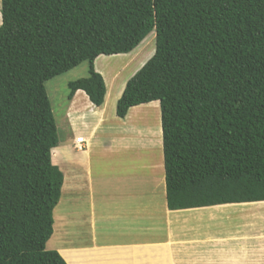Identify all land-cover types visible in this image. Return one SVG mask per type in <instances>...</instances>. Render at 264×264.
Masks as SVG:
<instances>
[{
    "label": "trees",
    "instance_id": "1",
    "mask_svg": "<svg viewBox=\"0 0 264 264\" xmlns=\"http://www.w3.org/2000/svg\"><path fill=\"white\" fill-rule=\"evenodd\" d=\"M0 264H68L45 244L63 173L45 82L100 106L99 55L153 54L125 82L116 114L159 101L170 210L264 200V0H1Z\"/></svg>",
    "mask_w": 264,
    "mask_h": 264
},
{
    "label": "crops",
    "instance_id": "2",
    "mask_svg": "<svg viewBox=\"0 0 264 264\" xmlns=\"http://www.w3.org/2000/svg\"><path fill=\"white\" fill-rule=\"evenodd\" d=\"M120 94L121 91L117 98ZM100 112L102 116L103 111ZM98 122L101 117L92 126L91 135ZM130 127L127 133H140L139 128ZM146 131L150 132L151 127H146ZM160 133L162 141L161 123ZM115 136L117 143L124 138L120 134ZM115 136L105 146L112 141L114 145ZM75 137L71 140L74 148ZM83 137L85 147L77 149L86 153L90 141L89 137ZM62 147L61 154H69L70 144ZM71 160L75 163L76 159ZM77 160L75 166L71 165L73 170L63 171L55 208L54 229L57 225L67 228L63 230V237L57 236V239L55 234V241L48 244L68 264H143L147 257H151L152 264H264V200L217 204L222 206L216 208L170 210L166 203L164 172L158 183L162 185L161 200L153 203V190L147 194L139 191L138 173L102 175L100 170H91L88 159ZM123 180H132V186ZM137 194L138 198L133 200ZM194 211L198 213L191 214ZM82 227H86L87 237L79 242ZM68 235L73 236L71 243Z\"/></svg>",
    "mask_w": 264,
    "mask_h": 264
},
{
    "label": "rangeland",
    "instance_id": "3",
    "mask_svg": "<svg viewBox=\"0 0 264 264\" xmlns=\"http://www.w3.org/2000/svg\"><path fill=\"white\" fill-rule=\"evenodd\" d=\"M0 8H1V0H0ZM0 23H1V12H0ZM152 34L153 37H148ZM154 36H155V32L154 30H152L140 43L139 45L140 47L138 46V48L135 49V52H133L131 55L127 57L126 55L123 56L121 55L122 53H120L118 54V56L111 54L108 58H105L104 56L107 55L104 54L103 57L99 55V57L97 56L95 58L94 68L96 66V62H100V61L104 62L109 59L107 62L108 65L110 64L109 67L107 65V67L105 68L106 71L105 73L103 72L101 73L100 71L97 70L98 72H100L104 80V84L106 87L105 97L107 96V92H108L107 89H109V97L107 98V100L105 98L106 103L104 109L102 110L103 111L102 116L100 115L101 110L98 109L97 106H95L92 103L93 106L90 107V105L87 104L88 100L87 98L85 99L86 96H84V94L81 95L80 93L76 92L71 100L67 99V95L69 91L68 83L78 78L87 76L88 67H89L87 61H82L73 68L61 74H58L48 79L45 82L46 92L50 100V104L52 107V111L54 114L56 127H57V136H58L57 148H58L59 158H57L55 164L62 171V173L64 174L63 171L70 172V169L73 170L71 165L75 166L76 165L75 163L78 161L77 159H82V160L88 159L91 170L94 172L96 170H100L99 174L102 175L114 174L121 176L125 174L126 171H131L136 174L138 173V177L140 178L141 181H139L137 187L139 191H141V193L144 192L146 194L148 192H151V190H153V194L151 195L152 196L151 200H153V203L157 202L158 200H161L162 185L161 184L159 185L158 183L161 182L160 176H162L164 172L163 162L161 161L162 160L161 156L163 155V151L161 149L162 141L160 140L161 133L159 134L158 131L156 132V130L158 129L160 131L159 102L153 101L151 102V104L147 103V104H139L138 106H133L128 109L124 117L119 118L115 110V106H116L115 99L118 97L120 91L121 92L123 91L125 82L153 54L155 50ZM113 57H115L114 60ZM110 61L112 63H110ZM112 78H113V82L111 84V88H108L110 87L108 86L109 81ZM92 110H94V112ZM147 111H150L151 113L148 114ZM155 111L157 112V115ZM142 113H144V115ZM99 117H101V122L99 123L100 125L96 127V129L91 135L90 131L92 129V126L96 123V120L99 119ZM155 118L159 123V128H154V126H152L155 124ZM130 125L132 127L135 126V128L136 127L139 128L140 133L136 134L137 132L135 131H130L127 133L126 130L129 129ZM146 127L149 128L151 127V131L150 132L146 131ZM58 132H60V134H58ZM79 134L85 137H89L90 145L88 146V151L86 153H81L78 151L77 148L72 147L71 140L77 135L80 136ZM119 134L122 137L127 136L130 138L129 140H121L120 143L115 142L114 145L117 146V149L114 147V149L112 150L111 148L112 145L105 146L106 142L109 141V138ZM140 135L142 137V140L140 138ZM138 136L139 138H137ZM153 137H157V138L153 139ZM67 144H70V147L73 150L69 147L70 148L69 154L67 153L62 155L60 150L63 148L62 147L63 145H67ZM85 144H83V147H85ZM154 149L155 150L158 149L159 151L161 150L160 154L158 155V156L161 155L160 156L161 158L157 156L160 163L158 160H157L158 163L154 160L156 159L155 152L157 151V150L154 151ZM112 151H116L115 154ZM152 154H155L153 159H152L153 157ZM72 158L76 159L75 163H72L71 160ZM80 168L84 170L83 167ZM77 169L79 170V167ZM157 177L159 179H157ZM123 181L126 185L132 186L131 183L132 180L130 182L125 180ZM138 196H139L138 194L137 196H133V200H136ZM149 198L147 200H149ZM194 213H198V212L194 211L191 214ZM54 216H55V208L52 211L53 223H54ZM65 228L67 227L62 225L60 227L59 225H57V229H56L57 236L63 237L62 234ZM79 230L81 231V236L78 235L80 238L79 242H84V240L87 237L86 227H82ZM55 234L56 233L53 227V232L50 238L52 239V236ZM68 239L71 243L73 240V236L68 235ZM49 240L45 244L46 249H55V248H50V246L48 245ZM150 258L149 257L145 258L143 264L146 263L152 264L151 262L152 260Z\"/></svg>",
    "mask_w": 264,
    "mask_h": 264
},
{
    "label": "bare ground",
    "instance_id": "4",
    "mask_svg": "<svg viewBox=\"0 0 264 264\" xmlns=\"http://www.w3.org/2000/svg\"><path fill=\"white\" fill-rule=\"evenodd\" d=\"M148 37H153V34L150 35V36H148ZM154 37H155V36H154ZM143 40H144V39H143ZM143 40H142V41H143ZM145 40H146V39H145ZM142 41H141V42H142ZM141 42H140V43H141ZM140 43H139V44H138V45H137V46H136L131 52H129V53H124V54H121V55H123V56L126 55V57L129 56V55H131L133 52H135V49L138 48V46L140 45ZM139 47H140V46H139ZM114 55H117V56H118V54H114ZM100 56L103 57V54L100 55ZM109 56H110V55H107V56H104V57H105V58H108ZM119 56H120V55H119ZM123 56H122V57H123ZM98 57H99V56H98ZM101 57H100V58H101ZM115 57H116V56H115ZM115 57H113V60H114ZM118 58H119V57H118ZM116 59H117V58H116ZM104 60H106V59H104ZM108 60H109V59H108ZM108 60H107V61H108ZM113 60H112V62H113ZM118 60H119V59H118ZM107 61H104V62H103V61L96 62V66H95L96 69H95V70H96V71L98 70V71H100L101 73H102V72L105 73V72H106V71H105V68H106L107 65H108V62H107ZM112 62L110 61V63H112ZM120 63H121V62H120ZM120 63H119V64H120ZM116 64H117V63H116ZM109 66H110V64L108 65V67H109ZM111 69H112V68H111ZM98 71H97V72H98ZM100 72H99V73H100ZM112 77H113V76H112ZM113 78H114V77H113ZM113 78L110 79L109 84H108V86H110V87H108V88H111V84H112V82H113ZM107 90H108V92H107V96L105 97L106 100H107V98L109 97V89H107ZM69 92H70V91H69ZM76 92H78V93H80L81 95H83V92L80 91V90H77ZM76 92H75V93H76ZM68 95H70V94H68ZM68 95H67V96H68ZM105 95H106V94H105ZM82 97H83V96H82ZM85 99H86V97H85ZM72 102H73V101H72ZM152 102H153V101H152ZM105 103H106V102H105V99H104V103H103V105L101 106V110L104 109ZM148 103L151 104V102H148ZM87 104L90 105V107L93 106L92 103H90V101H89V102L87 101ZM144 104H147V103H144ZM148 105H149V104H148ZM98 106H99V105H98ZM135 106H138V105H135ZM155 106H156V105H155ZM149 110H150V109H149ZM92 111H93V110H92ZM99 111H100V110H99ZM159 111H160V110H159ZM84 112H85V111H84ZM86 112H87V111H86ZM147 112H148V114L151 113L150 111H147ZM155 113H156V115H157V112H156V111H155ZM100 114H101V113H100ZM142 114L144 115V113H142ZM97 116H98V115H97ZM150 117H151V116H150ZM150 117H149V118H150ZM159 117H160V115H159ZM97 118H98V117H97ZM119 118H120V117H119ZM156 118H157V116H156ZM156 118H155V124L152 125V126H154V128H159V123H158V121H157ZM137 119H139V118H137ZM122 121H123V120H122ZM98 123H99V122H98ZM99 125H100V124H99ZM157 131H158V133L160 134L159 129L156 130V132H157ZM154 133H155V132H154ZM158 133H156V134H158ZM58 134H60V132H58ZM61 135H62V134H61ZM59 138H60V135H59ZM124 138H125V137H124ZM124 138H122L121 140H123ZM129 138H130V137H126L125 140H129ZM137 138H139V136H138ZM140 138H141V140H142L141 135H140ZM154 138H157V137H153V139H154ZM159 138H160V137H159ZM115 139H116V142H117V138H116V136H115L114 139H112V140H115ZM135 139H136V138H135ZM121 140H119V143H120ZM160 140H161V138H160ZM154 141H156V140H154ZM140 142H141V141H140ZM140 142H139V143H140ZM158 142H159V141H158ZM111 145H112V146H111L112 150L114 149V147L117 149V146L113 145V141H112V144H111ZM116 145H119V144H116ZM137 149H138V148H137ZM161 149H162V148H161ZM156 150H157V151H156ZM156 150L154 149V151H156V152H155V154H156V159H154V160L157 162V160L159 161L158 157L161 158L162 156H161V155H160L161 157L158 156V155L160 154V151H161V150H160V151H159L158 149H156ZM112 152L115 154L116 151H112ZM155 154H152V155H153L152 159L154 158V155H155ZM58 155H59V154H58V148H57V147H53V148H52V155H51V158H52V162H53V163H56L57 158H59ZM60 155H61V154H60ZM157 156H158V157H157ZM161 161H162V160H161ZM151 163H152V161H151ZM157 163H158V162H157ZM159 163H160V161H159ZM160 170H161V169H160ZM158 171H159V169H158ZM231 204H232V203H231ZM223 205H224V204H223ZM220 206H222V205H216V206H211V207H215V208H216V207H220ZM55 208H56V207H55ZM208 208H210V206H209ZM184 210H185V209H184ZM58 213H59V212H58ZM58 218H59V217H58ZM54 220H56V219H54ZM58 220H59V219H58ZM55 225H56V224H55ZM54 230H55V229H54ZM56 231H57V230H55V233L57 234ZM52 237H53V238H52V239L50 240V242H49L50 244H52V243L55 241L54 236H52ZM56 238L58 239L57 235H56ZM59 239H60V237H59ZM53 247H54V246H53Z\"/></svg>",
    "mask_w": 264,
    "mask_h": 264
},
{
    "label": "clouds",
    "instance_id": "5",
    "mask_svg": "<svg viewBox=\"0 0 264 264\" xmlns=\"http://www.w3.org/2000/svg\"><path fill=\"white\" fill-rule=\"evenodd\" d=\"M154 101H158V100H154ZM151 102H152V101H151ZM158 102H159V101H158ZM80 136H82V135H80ZM77 137H78V136L75 137V143H76L77 145L79 144V146H77L76 148H83V144H85V139H84V137L82 136L83 139H84V142H82V143H77V142H76V138H77ZM56 147H57V146H56ZM51 161H52V159H51ZM52 163H53V162H52ZM53 164H54V163H53ZM55 165H56V164H55ZM61 172H62V171H61ZM61 186H62V185H61ZM60 190H61V188H60ZM56 206H57V205H56ZM56 206H55V207H56ZM211 206H212V205H211ZM55 207H54V208H55ZM53 210H54V209H53Z\"/></svg>",
    "mask_w": 264,
    "mask_h": 264
},
{
    "label": "built area",
    "instance_id": "6",
    "mask_svg": "<svg viewBox=\"0 0 264 264\" xmlns=\"http://www.w3.org/2000/svg\"><path fill=\"white\" fill-rule=\"evenodd\" d=\"M76 142H77V143H82V142H84L83 137H82V136H78V137L76 138Z\"/></svg>",
    "mask_w": 264,
    "mask_h": 264
}]
</instances>
